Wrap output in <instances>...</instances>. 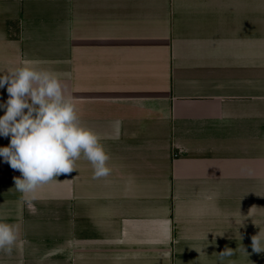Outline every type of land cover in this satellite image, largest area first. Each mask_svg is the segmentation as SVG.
Instances as JSON below:
<instances>
[{
	"label": "crops",
	"instance_id": "1",
	"mask_svg": "<svg viewBox=\"0 0 264 264\" xmlns=\"http://www.w3.org/2000/svg\"><path fill=\"white\" fill-rule=\"evenodd\" d=\"M25 61L57 74L111 174L81 157L28 205L0 157L19 228L0 264H264V0H0V73Z\"/></svg>",
	"mask_w": 264,
	"mask_h": 264
},
{
	"label": "clouds",
	"instance_id": "2",
	"mask_svg": "<svg viewBox=\"0 0 264 264\" xmlns=\"http://www.w3.org/2000/svg\"><path fill=\"white\" fill-rule=\"evenodd\" d=\"M35 63L25 61L0 73V89L6 87L8 93L7 101L0 104L4 111L0 136L10 137L9 145L0 147V157L21 173V177H13L14 188L28 205L37 199L41 186L77 170L81 157L91 164L93 179L111 174L110 155L100 136L81 122L57 74L34 67ZM121 124L114 121L117 128ZM18 238V226L0 220V252L10 256ZM251 247L255 253L264 252L259 234L252 237ZM233 254L232 249L225 248L219 256L222 259Z\"/></svg>",
	"mask_w": 264,
	"mask_h": 264
}]
</instances>
